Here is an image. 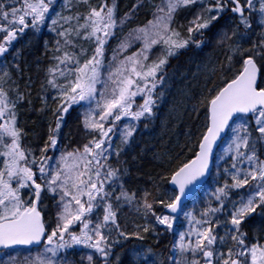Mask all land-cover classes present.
<instances>
[{
  "label": "snow or ice",
  "instance_id": "snow-or-ice-1",
  "mask_svg": "<svg viewBox=\"0 0 264 264\" xmlns=\"http://www.w3.org/2000/svg\"><path fill=\"white\" fill-rule=\"evenodd\" d=\"M0 264H264V0H0Z\"/></svg>",
  "mask_w": 264,
  "mask_h": 264
},
{
  "label": "trees",
  "instance_id": "trees-1",
  "mask_svg": "<svg viewBox=\"0 0 264 264\" xmlns=\"http://www.w3.org/2000/svg\"><path fill=\"white\" fill-rule=\"evenodd\" d=\"M132 2V0H120V5H121V11L124 10V8L129 5Z\"/></svg>",
  "mask_w": 264,
  "mask_h": 264
}]
</instances>
